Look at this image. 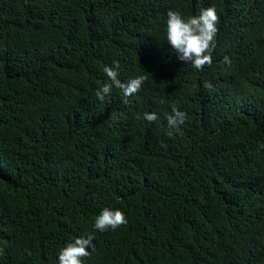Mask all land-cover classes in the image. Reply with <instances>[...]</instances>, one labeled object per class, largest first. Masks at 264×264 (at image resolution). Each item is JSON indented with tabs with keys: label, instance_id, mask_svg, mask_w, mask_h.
Returning a JSON list of instances; mask_svg holds the SVG:
<instances>
[{
	"label": "trees",
	"instance_id": "1",
	"mask_svg": "<svg viewBox=\"0 0 264 264\" xmlns=\"http://www.w3.org/2000/svg\"><path fill=\"white\" fill-rule=\"evenodd\" d=\"M208 7L197 71L167 13ZM114 62L146 80L100 102ZM104 208L127 225L97 231ZM86 235L82 264H264V0H0V264H59Z\"/></svg>",
	"mask_w": 264,
	"mask_h": 264
},
{
	"label": "clouds",
	"instance_id": "2",
	"mask_svg": "<svg viewBox=\"0 0 264 264\" xmlns=\"http://www.w3.org/2000/svg\"><path fill=\"white\" fill-rule=\"evenodd\" d=\"M220 17L215 7L202 9L198 15L185 19L179 11L169 10L166 21L167 43L177 53L178 59L184 63H190L197 71H203L205 66L213 63V50L215 39L219 31L218 24ZM224 63L230 64L228 56L224 57ZM115 67H105L104 72L110 83H105L102 88L95 92V96L100 102H104L106 97L112 94L113 88L120 89L125 96H133L144 84L146 77L141 75L129 80L127 83L121 82L119 76V63L114 62ZM156 113H144V119L149 122L158 120ZM168 128L175 129L177 133L181 131V125L187 119L186 113L177 108H173L172 113L166 116ZM128 220L123 211L104 208L95 218L94 228L104 232L108 229L116 230L126 226ZM95 237L86 235L77 237L74 242L68 243L61 249L58 256L59 264H82V258L90 255L89 248L94 251ZM3 249H0V254Z\"/></svg>",
	"mask_w": 264,
	"mask_h": 264
}]
</instances>
